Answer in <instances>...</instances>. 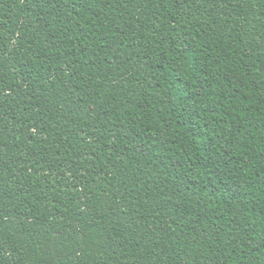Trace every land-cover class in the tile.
I'll list each match as a JSON object with an SVG mask.
<instances>
[{
    "label": "trees",
    "instance_id": "obj_1",
    "mask_svg": "<svg viewBox=\"0 0 264 264\" xmlns=\"http://www.w3.org/2000/svg\"><path fill=\"white\" fill-rule=\"evenodd\" d=\"M0 264H264V0H0Z\"/></svg>",
    "mask_w": 264,
    "mask_h": 264
}]
</instances>
